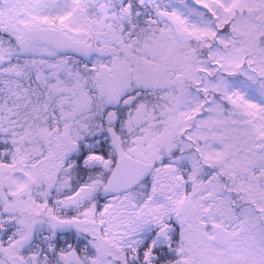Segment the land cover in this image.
<instances>
[{
    "label": "snow or ice",
    "instance_id": "snow-or-ice-1",
    "mask_svg": "<svg viewBox=\"0 0 264 264\" xmlns=\"http://www.w3.org/2000/svg\"><path fill=\"white\" fill-rule=\"evenodd\" d=\"M0 264H264V0H0Z\"/></svg>",
    "mask_w": 264,
    "mask_h": 264
}]
</instances>
